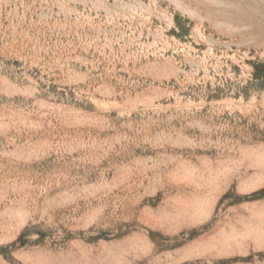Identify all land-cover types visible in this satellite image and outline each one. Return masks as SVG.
Returning <instances> with one entry per match:
<instances>
[{
  "label": "rangeland",
  "instance_id": "rangeland-1",
  "mask_svg": "<svg viewBox=\"0 0 264 264\" xmlns=\"http://www.w3.org/2000/svg\"><path fill=\"white\" fill-rule=\"evenodd\" d=\"M0 264H264V0H0Z\"/></svg>",
  "mask_w": 264,
  "mask_h": 264
}]
</instances>
